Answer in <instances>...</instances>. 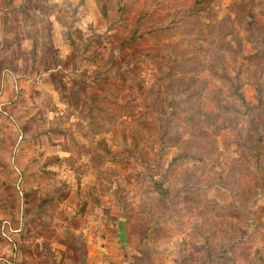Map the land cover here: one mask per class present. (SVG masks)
<instances>
[{"label": "rangeland", "instance_id": "374dc122", "mask_svg": "<svg viewBox=\"0 0 264 264\" xmlns=\"http://www.w3.org/2000/svg\"><path fill=\"white\" fill-rule=\"evenodd\" d=\"M194 2L0 0V27L6 35L0 42V75L42 85L41 91L28 89L27 98L38 109L17 133L41 132L57 139L75 132L94 151L93 165L106 160L92 173L95 183L85 169L80 173L85 181L72 190L71 200L74 211L86 217L98 212L121 219L116 245L107 247L108 264H264V172L255 166L257 155L264 156V0H213L198 14L189 13ZM34 24L41 30L43 49L37 56L23 39L36 36L26 31ZM175 42L179 46L173 47ZM169 67L198 68L211 81L214 92L208 97L236 108L231 95L236 88L250 108L239 114L232 130L213 133L215 123L229 122L233 115H219L209 105L213 113L202 119L206 135L190 133L182 124L181 139L171 136L160 143L150 100L155 104L165 98L159 93L174 75ZM193 88L174 100L187 113L194 106ZM73 116L75 124L69 120ZM251 119L261 134L258 149L250 147L255 137ZM196 144L206 147L198 153L188 149L192 160L174 161L185 145ZM75 149L84 153L87 148L75 141ZM12 191L13 214L0 220L5 225L0 254L8 245L7 264H19L23 252L10 248L20 240V198L37 199L35 192ZM59 192L38 216L40 233L34 236L43 239L25 247L38 251L31 263L24 259L26 264H89L85 239L72 229L81 222L67 219L70 211L62 220L69 231H61L51 218L57 211L51 204L62 203ZM89 251L96 264L99 255L90 243Z\"/></svg>", "mask_w": 264, "mask_h": 264}, {"label": "crops", "instance_id": "0c3cea01", "mask_svg": "<svg viewBox=\"0 0 264 264\" xmlns=\"http://www.w3.org/2000/svg\"><path fill=\"white\" fill-rule=\"evenodd\" d=\"M2 8L9 11V7L7 8L5 5ZM35 26L34 24L29 27L34 28ZM2 31L0 27V42L6 40V35L3 34ZM23 39L25 43L29 42L31 45V39L25 36ZM11 75L7 74L4 77L0 75V186L7 184L10 187L7 196L8 207L0 208L1 223L4 222L8 216L13 214V206L10 205L12 190L20 189V195L21 193L24 195L35 192L37 200L30 202L27 201L26 197L22 196L25 200L20 198L19 213L22 212L24 217H26L24 221L28 226H31L32 232L28 231L26 227H24L22 231H19L20 240L17 242L19 244H12L10 252L12 250L17 251L21 249L23 255L21 258H18V260L20 259L19 264H26L24 259H27V257L30 263L33 261V256L36 259L38 251L34 254L32 250H29L31 248L25 249L26 246L33 245L43 239L42 236L37 238L39 236L38 233H40V229L36 227L38 226L37 221H39L38 215L35 214V216H31V214L36 209L41 199L45 195H48L49 191L51 194H57V190H60L58 194L61 195L60 201H62V203L58 202L57 207H55L57 211L52 214V220L59 221L60 219L61 222H63L62 220L65 219L64 216L68 215L71 211L73 214L72 218L67 219H74L81 222L79 228L72 226V229L81 233L85 239L88 249L89 264H92L89 260V243L99 255L96 264H108L107 247L109 245L110 247L116 245L114 242H116V233H118L121 228V224L119 225L118 223L121 219L98 212L86 217L87 215H85V213L81 214L74 211L75 205L72 204L71 200L73 196L72 193L74 192L72 190H75L77 186L81 187L85 181V177L83 178V175L81 176L80 173L85 169L87 171L86 174L90 176L89 181L91 180V176L94 181L95 175H92L93 171L94 173L98 169L100 171L102 169V164L104 165L106 160L103 161V163L100 161L99 165L96 166L93 165L91 161V155L94 151L89 152L88 150L84 153H78L77 149H75V141L85 145L87 149H89V145L83 141V138L80 140L81 135L75 132H73V134H60L57 139H55L54 135H47L41 132L35 134H28L26 132L24 137L22 132L17 133L18 126L21 124L27 125L26 121L30 117L31 112L38 109L37 106L33 105L30 98H27L28 89L41 91L42 85L32 80L22 82L23 80L16 79L15 74ZM12 77L14 85L11 82ZM59 113L62 114L63 112L60 111ZM73 117L69 118V120L71 119L75 124L78 119ZM70 158L72 163L66 165V161ZM31 161L33 163H31ZM95 182L96 181H94V183ZM94 183L92 187H95ZM55 198L56 197H53V199ZM60 210H62V212H60ZM172 220L173 218H171V221ZM124 229L128 230V227L124 225ZM34 233H36L37 237L34 236ZM86 239L88 241H86ZM56 244L62 246L64 243L57 240ZM142 244H145L144 240ZM8 247L7 245L6 248H3V252L0 254V264H7L9 263L7 260H11L9 251H6ZM155 248H158V246ZM27 250L28 254L26 252ZM148 257L149 254L146 258ZM34 264L37 263L35 262ZM145 264L151 263L148 261L145 262ZM159 264H172V262L164 261Z\"/></svg>", "mask_w": 264, "mask_h": 264}, {"label": "trees", "instance_id": "16d2710c", "mask_svg": "<svg viewBox=\"0 0 264 264\" xmlns=\"http://www.w3.org/2000/svg\"><path fill=\"white\" fill-rule=\"evenodd\" d=\"M211 1L213 0H195L194 5L191 6L189 13H193V14L201 13V11L208 9V3ZM105 11L106 10L104 9L102 13H105ZM27 30L28 31L32 30V32L35 31L34 34H36V36H33V35L27 36L26 33L25 35L27 38L31 39V48L29 52L31 51L33 56H37L38 54L42 53L41 50L43 51L42 41L40 40L41 30L39 29V27H36V26L34 28H31L28 26L26 28V31ZM179 44L180 42H175L173 47L179 46ZM169 69L173 71L174 75H172L169 81L167 79L164 81L165 84L163 85L162 93L161 92L159 93L165 96V98L161 96V98H164V100L161 102L162 99L159 97L155 104L152 102V100H150L151 111H152V114L154 115V118L152 120H154L153 122L157 123V128H155V130L157 132L158 141L160 143H165L167 141V138L171 136H177V139L179 138L181 139V132L184 133V130H181L180 128L182 124L186 125L185 127L189 129L190 133H194L196 135H206L208 132V129L204 127L202 119H208V116L212 115L213 112L208 113V110H207V107L209 105H210L209 107H212L216 111V113L219 115L221 114L233 115L231 121L229 122H223L219 124L215 123L211 130L213 133H216L219 130H228V129L232 130L236 124L235 121L238 119L239 114H243L250 108L244 95L238 89L236 91L235 87H234L235 91L233 90L231 95H233L232 96L233 103L236 108H230L229 106H224L220 104L217 100H213L211 97H208V94L211 92L210 91L211 86H212L211 81L208 77L203 76V71H198V68L196 67L191 69V72H187L185 70L182 71L180 69H177L176 67H173V68L169 67ZM181 80H186V83L188 84H186V86H183V84L179 85L177 82ZM189 86L194 87L193 93L190 95L194 103V106L188 107L190 114L187 113L186 110H180L174 104V100L176 96L182 95V91L185 92L187 90V87ZM181 97H185V96L182 95ZM240 109H243V111L240 112ZM80 117L81 119H83L82 116ZM144 121H147V120H144ZM151 121H148V122L151 123ZM141 125L145 128L143 123H141ZM251 129L254 132L255 137H253L250 147L253 149L255 148L258 149L260 147L259 139L261 138V134H259V128L256 125V123L253 121V119L249 121V130ZM101 141L102 140H100L99 142ZM243 141L245 142L244 138L241 140L242 144H243ZM103 147L105 149V152H107V147L105 144ZM193 147L191 145L190 146L185 145L184 152L183 150H181L180 153L177 155L178 157H175L174 161L179 158H184L185 160H192L191 156L186 151H188V149H193L195 153H198L202 149H205L206 146L205 145L199 146L196 144V145H193ZM88 150L90 152V149H86L85 152ZM211 150H214V147H212ZM182 153L184 154L182 155ZM263 157L264 156L259 157L257 155V159L255 160V166L257 169L264 172V162H262ZM208 159L209 158H206L205 160H208ZM249 159L252 160V157H249ZM209 165H211L212 169L214 168L215 166L214 158H212L211 162H209ZM157 185H159V183H157ZM9 191H10L9 185L4 184L3 186H0V208L8 207L7 196H8ZM53 194H48L47 196L45 195L41 199V201L37 204V207L32 212L31 216L32 215L35 216L36 214L38 216L43 217L42 212L44 211V208H47L46 206H48L50 203H53L52 200H53V197H55ZM198 197L195 196V198H198ZM201 197H204V196L201 195L200 199ZM221 204L222 203H220L219 206L223 207L224 205H221ZM51 205H52V208L56 207L54 206V204H51ZM19 218H20V231H22V229L24 228L23 221L26 217H24L22 212H20ZM46 219L48 220V218ZM57 222L59 224L58 227L61 229V231L64 229H67L69 231L68 227H64V225H62L63 222H61L60 219ZM1 229H2V224L0 225V231ZM75 233L78 234L80 238H82L81 233L79 232H75Z\"/></svg>", "mask_w": 264, "mask_h": 264}, {"label": "built area", "instance_id": "2783aa9c", "mask_svg": "<svg viewBox=\"0 0 264 264\" xmlns=\"http://www.w3.org/2000/svg\"><path fill=\"white\" fill-rule=\"evenodd\" d=\"M4 227H5V225L4 226L2 225V228H4Z\"/></svg>", "mask_w": 264, "mask_h": 264}]
</instances>
